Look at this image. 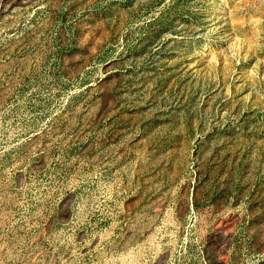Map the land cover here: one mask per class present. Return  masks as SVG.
Returning <instances> with one entry per match:
<instances>
[{
    "label": "rangeland",
    "instance_id": "obj_1",
    "mask_svg": "<svg viewBox=\"0 0 264 264\" xmlns=\"http://www.w3.org/2000/svg\"><path fill=\"white\" fill-rule=\"evenodd\" d=\"M0 264H264V0H0Z\"/></svg>",
    "mask_w": 264,
    "mask_h": 264
}]
</instances>
